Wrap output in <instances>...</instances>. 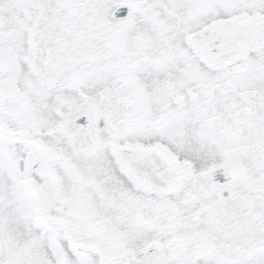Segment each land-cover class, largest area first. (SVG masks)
Listing matches in <instances>:
<instances>
[{"label":"snow or ice","instance_id":"obj_1","mask_svg":"<svg viewBox=\"0 0 264 264\" xmlns=\"http://www.w3.org/2000/svg\"><path fill=\"white\" fill-rule=\"evenodd\" d=\"M0 264H264V0H0Z\"/></svg>","mask_w":264,"mask_h":264}]
</instances>
